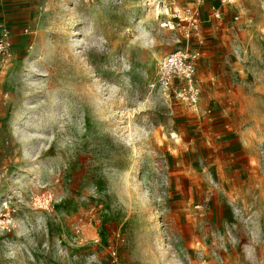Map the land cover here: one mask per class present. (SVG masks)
<instances>
[{"label": "rangeland", "instance_id": "obj_1", "mask_svg": "<svg viewBox=\"0 0 264 264\" xmlns=\"http://www.w3.org/2000/svg\"><path fill=\"white\" fill-rule=\"evenodd\" d=\"M14 1L0 264H264V0Z\"/></svg>", "mask_w": 264, "mask_h": 264}, {"label": "built area", "instance_id": "obj_2", "mask_svg": "<svg viewBox=\"0 0 264 264\" xmlns=\"http://www.w3.org/2000/svg\"><path fill=\"white\" fill-rule=\"evenodd\" d=\"M11 30L0 29V64H7L14 57ZM199 53L178 50L163 57L157 64V74L150 84V91L165 99L175 100L199 111L201 85L196 77L195 62Z\"/></svg>", "mask_w": 264, "mask_h": 264}, {"label": "crops", "instance_id": "obj_3", "mask_svg": "<svg viewBox=\"0 0 264 264\" xmlns=\"http://www.w3.org/2000/svg\"><path fill=\"white\" fill-rule=\"evenodd\" d=\"M17 2L14 0H0V29L7 27L11 30L14 25H9V10Z\"/></svg>", "mask_w": 264, "mask_h": 264}]
</instances>
